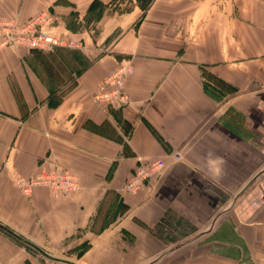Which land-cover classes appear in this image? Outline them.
<instances>
[{"label":"crops","instance_id":"0c3cea01","mask_svg":"<svg viewBox=\"0 0 264 264\" xmlns=\"http://www.w3.org/2000/svg\"><path fill=\"white\" fill-rule=\"evenodd\" d=\"M44 12L74 45L0 44V264H262L264 0H0ZM124 63L128 101L95 99ZM65 169L71 193L16 179Z\"/></svg>","mask_w":264,"mask_h":264},{"label":"built area","instance_id":"2783aa9c","mask_svg":"<svg viewBox=\"0 0 264 264\" xmlns=\"http://www.w3.org/2000/svg\"><path fill=\"white\" fill-rule=\"evenodd\" d=\"M46 13L39 14L23 25L15 21L0 22V44L25 46L31 49L54 50L57 46H72L74 42L63 35L49 32L44 29ZM133 66L124 63L117 69L110 71L101 82L95 99L106 100L110 103H126L128 94L125 91V78L133 73ZM180 159V155L175 157ZM167 162L156 159L150 162H140L135 166L129 177L125 189L128 192H137L151 178L162 173ZM18 185L26 193L35 185H45L54 191L71 193L78 189L79 178L71 170H50L37 174L29 179L16 178ZM264 264V260L263 263Z\"/></svg>","mask_w":264,"mask_h":264},{"label":"rangeland","instance_id":"374dc122","mask_svg":"<svg viewBox=\"0 0 264 264\" xmlns=\"http://www.w3.org/2000/svg\"><path fill=\"white\" fill-rule=\"evenodd\" d=\"M120 1V10H127V9H129L132 5H133V0H119ZM44 13H46V21H45V25H44V27L46 26V24H47V22H48V17H49V14L47 13V12H44ZM42 14V13H41ZM39 15V14H38ZM35 16H37V15H35ZM35 16H32V17H30V18H28L26 21H24V22H17L16 20H8V19H3V20H0V22L1 21H15V22H17L18 24H20V25H23V24H25L26 22H28L29 20H31L33 17H35ZM45 29V28H44ZM46 30V29H45ZM50 32V31H49Z\"/></svg>","mask_w":264,"mask_h":264},{"label":"trees","instance_id":"16d2710c","mask_svg":"<svg viewBox=\"0 0 264 264\" xmlns=\"http://www.w3.org/2000/svg\"><path fill=\"white\" fill-rule=\"evenodd\" d=\"M137 4L140 6L141 9H147L153 0H136Z\"/></svg>","mask_w":264,"mask_h":264}]
</instances>
